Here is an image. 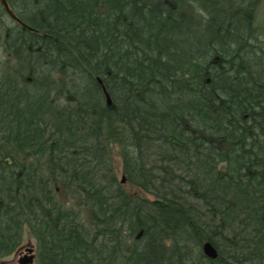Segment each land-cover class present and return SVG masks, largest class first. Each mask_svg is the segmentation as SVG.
<instances>
[{
    "label": "trees",
    "instance_id": "trees-1",
    "mask_svg": "<svg viewBox=\"0 0 264 264\" xmlns=\"http://www.w3.org/2000/svg\"><path fill=\"white\" fill-rule=\"evenodd\" d=\"M8 2L0 260L28 227L38 264H264L262 0Z\"/></svg>",
    "mask_w": 264,
    "mask_h": 264
},
{
    "label": "rangeland",
    "instance_id": "rangeland-1",
    "mask_svg": "<svg viewBox=\"0 0 264 264\" xmlns=\"http://www.w3.org/2000/svg\"><path fill=\"white\" fill-rule=\"evenodd\" d=\"M261 10L263 12V15H261L260 17L264 20V0H262ZM5 59H6V53L3 50H0V66H2L5 63ZM108 164L112 166L113 168H115L117 172L116 176H117L118 182H121L124 185H126V187L130 191H133L135 189L136 192H139L137 187L133 186V184L129 182L127 178L125 182L122 181L124 177V173H123V167H122V155H121L120 145L113 144L111 146ZM56 196L60 201H68V205H71L70 203L72 202V200L69 201L68 195L66 194L65 188L62 183L57 182L56 184ZM148 196L152 199L154 197L153 195H148ZM83 216L84 215H82V218ZM27 246L35 247L36 252H37V240L30 233L29 228L25 227V232H24V236H23L20 247H18L17 250L13 254L6 256L2 260H0V264H19L18 259L20 258L21 255L25 253V249ZM35 264H38L37 259H35Z\"/></svg>",
    "mask_w": 264,
    "mask_h": 264
},
{
    "label": "water",
    "instance_id": "water-1",
    "mask_svg": "<svg viewBox=\"0 0 264 264\" xmlns=\"http://www.w3.org/2000/svg\"><path fill=\"white\" fill-rule=\"evenodd\" d=\"M4 9L6 12L13 18L14 20H17L18 22L22 23L24 26L27 28H31L28 26L26 23H24L18 16L17 14L13 11V9L10 7L9 3L7 0H0ZM100 82L103 84L102 79H100ZM104 92L107 97V102L108 104H112V99L107 90L104 87ZM126 177L124 175L123 177V182H125ZM204 254L208 256L211 259H217L219 256V251L218 249L214 246V244L207 240L203 243L202 245ZM35 259H36V254H35V247L33 246H27L25 249V253L20 256L18 259L19 264H35Z\"/></svg>",
    "mask_w": 264,
    "mask_h": 264
},
{
    "label": "bare ground",
    "instance_id": "bare-ground-1",
    "mask_svg": "<svg viewBox=\"0 0 264 264\" xmlns=\"http://www.w3.org/2000/svg\"><path fill=\"white\" fill-rule=\"evenodd\" d=\"M8 1V0H7ZM9 3V2H8ZM0 4L2 5V3H1V1H0ZM10 5V4H9ZM3 6V5H2ZM11 7V6H10ZM4 8V7H3ZM5 10V9H4ZM6 11V10H5ZM14 11V10H13ZM15 12V11H14ZM9 15V14H8ZM10 16V15H9ZM18 16V15H17ZM11 17V16H10ZM13 19V18H12ZM17 21V20H16ZM23 21V20H22ZM18 22V21H17ZM24 23H26L25 21H23ZM20 23V22H19ZM22 26H24L22 23H20ZM27 24V23H26ZM24 27H26V26H24ZM97 79L99 80V82H100V79H102L99 75L97 76ZM103 82V81H102ZM101 83V82H100ZM102 84V83H101ZM102 87H103V89H104V87H105V89L107 90V88H106V86L104 85V84H102ZM107 92H108V90H107ZM109 93V92H108ZM109 95H110V93H109ZM107 98V97H106ZM112 99V98H111ZM35 254H36V249H35ZM208 257V256H207Z\"/></svg>",
    "mask_w": 264,
    "mask_h": 264
}]
</instances>
